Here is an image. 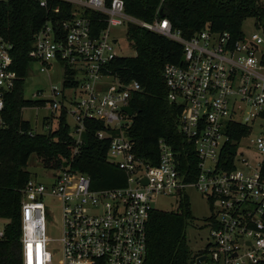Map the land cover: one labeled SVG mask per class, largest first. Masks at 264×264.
<instances>
[{"label":"built area","instance_id":"1","mask_svg":"<svg viewBox=\"0 0 264 264\" xmlns=\"http://www.w3.org/2000/svg\"><path fill=\"white\" fill-rule=\"evenodd\" d=\"M37 2L52 15L34 34V61L41 72L49 71L53 62L61 63L63 84L51 88V99L45 104L51 113L43 117L42 130L33 128L30 133L54 128L53 122L65 110L74 121L76 154L86 121H102L105 129L97 136L109 138L107 159L125 172L127 184L94 189L90 176L73 170L69 163L53 169L49 182L31 177L22 189L23 264H54L45 234L47 197L61 203L58 264H146L151 201L174 194L177 202L189 188L203 194L212 210L207 223L212 226L213 242L207 254L198 255L205 259L199 263L196 259L195 264L264 262L263 27L237 40L228 31L210 28L184 38L168 18L148 22L128 14L124 0ZM130 24L183 45L182 61L167 63L163 77L168 100L181 107L179 130L194 145V161L160 138L153 163L135 152L134 141L126 133L134 115L122 107L130 105L133 93L142 87L137 80L124 82L107 70L110 61L121 56L115 50L120 38L114 28ZM12 48L0 35V121L5 95L18 80ZM240 126H246L247 132ZM183 157L197 168L190 172L192 181L181 171ZM144 178L147 184L142 183ZM4 236L5 228L0 227V239Z\"/></svg>","mask_w":264,"mask_h":264},{"label":"trees","instance_id":"2","mask_svg":"<svg viewBox=\"0 0 264 264\" xmlns=\"http://www.w3.org/2000/svg\"><path fill=\"white\" fill-rule=\"evenodd\" d=\"M125 11L141 20L153 22L168 18L184 38L210 28L228 31L234 39L245 36L247 19L253 18L264 29V0H124ZM52 15L37 0L0 1V35L12 43L13 68L18 73L15 87L5 95V108L0 121V218L8 222L5 236L0 239V264H23L22 261V189L31 178L27 169L31 154H37L47 169H62L64 163L90 176L94 189L123 187L125 172L107 159L109 138H98L105 129L98 120H87L83 143L75 154V139L65 110L54 128L31 134L33 127L22 116V109L45 106L46 100L26 98L25 81L34 61V34ZM128 37L136 50L134 56H117L108 64V73L124 82L137 80L141 91L133 93L130 105L134 110L127 135L134 141L135 152L157 162L159 139L164 138L181 154H192L194 145L187 142L179 130L181 107L167 98L163 70L167 63L181 62L183 45L137 24H130ZM52 122L46 119L45 122ZM247 132L246 126H240ZM181 171L187 181L195 165L183 157ZM264 177V163L261 168ZM193 215L189 196L177 198L176 208L150 212L147 224L148 252L146 264H195L199 254L187 239L188 220ZM207 221L212 216L206 218ZM264 264V262L258 263Z\"/></svg>","mask_w":264,"mask_h":264},{"label":"rangeland","instance_id":"3","mask_svg":"<svg viewBox=\"0 0 264 264\" xmlns=\"http://www.w3.org/2000/svg\"><path fill=\"white\" fill-rule=\"evenodd\" d=\"M114 35L120 38L119 43L115 45V50L121 56H134L136 50L133 47L129 37V26H116L114 28ZM255 20L249 18L245 21L243 30L246 33H251L257 30ZM63 84V65L58 62H53L51 68L47 72L40 71V64L36 61L32 62L29 66L28 75L25 81L24 94L26 98L31 99H51V88L53 86L61 87ZM42 90V94L34 96L37 91ZM46 106H33L22 109V116L24 119L29 120L34 130H42L43 117L50 115L51 110ZM68 122L73 126L72 116H68ZM54 127L56 121L53 122ZM264 123V122H263ZM260 127L255 126V134H258ZM248 139L244 140L246 144ZM27 169L31 172V177L39 181L49 182L51 178V169H47L40 162L37 154H31ZM189 196L190 209L192 212V219L188 220L187 225V239L190 247L194 252L204 251L207 254V247L213 242L211 236L212 226L207 223V219L211 214L207 198L199 191L193 188L187 189ZM46 217H45V234L50 240V249L54 253V264H58L62 258V250L60 239L62 237L61 225V203L56 197H47L45 200ZM151 204L156 209L171 210L176 208L175 195H160L151 201ZM7 220L0 218V227L7 224ZM208 264V263H203ZM245 264H252L247 262Z\"/></svg>","mask_w":264,"mask_h":264},{"label":"water","instance_id":"4","mask_svg":"<svg viewBox=\"0 0 264 264\" xmlns=\"http://www.w3.org/2000/svg\"><path fill=\"white\" fill-rule=\"evenodd\" d=\"M114 42H117V39H114ZM122 110L126 111L130 116L134 115V110L130 105H125L122 107ZM67 166V162L64 163V167ZM143 184H147L148 180L146 178H144L142 180ZM236 255V254H235ZM205 259V255H201L200 257L197 258V263H199L200 261Z\"/></svg>","mask_w":264,"mask_h":264}]
</instances>
